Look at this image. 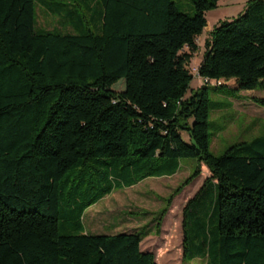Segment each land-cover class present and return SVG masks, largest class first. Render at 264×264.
<instances>
[{"label":"trees","instance_id":"obj_1","mask_svg":"<svg viewBox=\"0 0 264 264\" xmlns=\"http://www.w3.org/2000/svg\"><path fill=\"white\" fill-rule=\"evenodd\" d=\"M95 1L94 27L71 9L75 31L63 32L37 26L35 0H0V264H157L140 248L147 226L88 233L82 216L175 174L181 158L196 165L175 193L201 165L210 172L182 210V260L199 237L206 264H264V149L212 154L210 84L190 89L196 38L219 0H191L192 13L173 0ZM204 48L200 78L263 90L264 0L219 21Z\"/></svg>","mask_w":264,"mask_h":264},{"label":"rangeland","instance_id":"obj_2","mask_svg":"<svg viewBox=\"0 0 264 264\" xmlns=\"http://www.w3.org/2000/svg\"><path fill=\"white\" fill-rule=\"evenodd\" d=\"M173 1L181 12H193L191 0ZM241 4L242 0L221 3L219 7L225 8L226 11L222 20L231 19L242 11ZM35 6L37 26L45 28L56 26L55 29H61L63 32L75 31L68 24L71 17L76 19L71 9H75L82 15L84 24L88 23L94 27L97 20L95 13L98 4L95 0H35ZM215 16L216 14L205 15L206 25L196 38L198 48L193 52L188 64L192 75L202 60L204 42L211 37V30L217 25V21H214L217 19ZM59 25H65L70 30L60 28ZM182 51L189 50L185 47ZM202 84V78L194 75L190 82V89H195ZM223 84L226 86L208 85L211 153L217 156L222 155L229 147L240 142H252L254 147L263 150L264 105L255 102L253 98L264 99V89L242 90L234 93L227 87L235 85L233 79L223 81ZM186 136L187 133H184L183 137L186 138ZM195 165V159L181 158L179 170L175 174L148 177L135 185L118 189L105 196L84 211L82 221L86 231L88 233L133 232L147 226L148 234L142 239L141 249L153 252L157 264H206L208 257L197 253L199 237H191L192 239L187 243L191 256L186 262L182 260V210L186 202L201 187L204 179L210 175L207 167L201 165L200 174L185 185L179 193H175L192 173ZM209 196L210 185H207L206 190L199 196L198 204L208 205ZM165 208V213H161V210ZM188 228L192 230L193 227Z\"/></svg>","mask_w":264,"mask_h":264},{"label":"crops","instance_id":"obj_3","mask_svg":"<svg viewBox=\"0 0 264 264\" xmlns=\"http://www.w3.org/2000/svg\"><path fill=\"white\" fill-rule=\"evenodd\" d=\"M229 0H219L218 1V6H217V8H215V9H213V10H209V11H207L206 12V14H216V18L217 19H214V21L216 20L217 21V24L219 23V21H221L222 20V18L226 15V11H225V8H220L219 6H220V4L221 3H227ZM246 1L247 0H242V4H241V6H240V8L242 7V9L241 10H243L244 9V6H245V3H246ZM39 13H40V11H39ZM205 14V15H206ZM238 14V13H237ZM236 14V15H237ZM46 15H47V13H46ZM236 15H234L233 17H235ZM232 17V18H233ZM67 24V23H66ZM60 26V28H64V29H69L70 30V28L69 27H67V26H65V25H59ZM55 29L56 28V26H54V27H48V29ZM68 32H70V31H68ZM200 63V62H199ZM199 65V64H198ZM198 65H197V67H198ZM232 87V86H231ZM252 91V90H251ZM142 242V241H141ZM140 248H141V243H140ZM142 250V249H141ZM144 251H147V250H144Z\"/></svg>","mask_w":264,"mask_h":264},{"label":"built area","instance_id":"obj_4","mask_svg":"<svg viewBox=\"0 0 264 264\" xmlns=\"http://www.w3.org/2000/svg\"><path fill=\"white\" fill-rule=\"evenodd\" d=\"M196 75V76H199L198 75V71H197V68L196 70H194L193 72V76ZM203 83H206V84H212V85H219L222 83V80H212V79H208V78H203Z\"/></svg>","mask_w":264,"mask_h":264}]
</instances>
